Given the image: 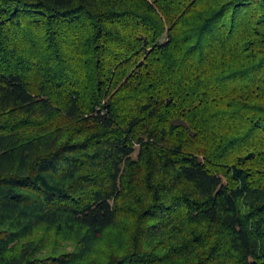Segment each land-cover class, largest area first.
<instances>
[{"label":"trees","instance_id":"obj_1","mask_svg":"<svg viewBox=\"0 0 264 264\" xmlns=\"http://www.w3.org/2000/svg\"><path fill=\"white\" fill-rule=\"evenodd\" d=\"M0 264H264V0H0Z\"/></svg>","mask_w":264,"mask_h":264}]
</instances>
